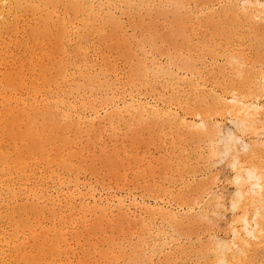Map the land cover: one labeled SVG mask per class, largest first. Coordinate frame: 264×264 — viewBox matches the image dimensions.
Wrapping results in <instances>:
<instances>
[{"label": "bare ground", "instance_id": "1", "mask_svg": "<svg viewBox=\"0 0 264 264\" xmlns=\"http://www.w3.org/2000/svg\"><path fill=\"white\" fill-rule=\"evenodd\" d=\"M157 257L264 264V0H0V264Z\"/></svg>", "mask_w": 264, "mask_h": 264}, {"label": "rangeland", "instance_id": "2", "mask_svg": "<svg viewBox=\"0 0 264 264\" xmlns=\"http://www.w3.org/2000/svg\"><path fill=\"white\" fill-rule=\"evenodd\" d=\"M154 152V150H152ZM226 183H224L225 185ZM227 185V184H226ZM161 261V262H160ZM159 262V263H158ZM151 264H164V257H157L153 259V262ZM172 264H182L180 260L177 261V263Z\"/></svg>", "mask_w": 264, "mask_h": 264}]
</instances>
